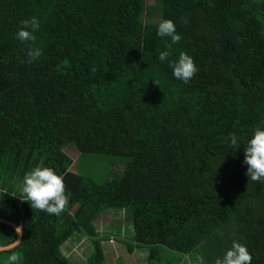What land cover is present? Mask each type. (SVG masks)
<instances>
[{
    "label": "trees",
    "instance_id": "trees-1",
    "mask_svg": "<svg viewBox=\"0 0 264 264\" xmlns=\"http://www.w3.org/2000/svg\"><path fill=\"white\" fill-rule=\"evenodd\" d=\"M152 1L0 0V264H73L75 232L103 264L108 208L148 264H264V0Z\"/></svg>",
    "mask_w": 264,
    "mask_h": 264
},
{
    "label": "rangeland",
    "instance_id": "rangeland-1",
    "mask_svg": "<svg viewBox=\"0 0 264 264\" xmlns=\"http://www.w3.org/2000/svg\"><path fill=\"white\" fill-rule=\"evenodd\" d=\"M152 3V0H148L149 5ZM65 148V152H67L73 160L69 169L72 172L87 175L96 181L102 182L106 179H110L114 175L121 173L123 169L124 158L107 154L80 155L73 146L68 145ZM94 224L99 234L104 232V234L107 235L103 234V236L112 235L115 240L114 244H110L107 238L101 241L105 256L103 264H148L147 246H135L132 252L126 247L128 244L132 243L133 235L130 214H128L127 211L108 208L98 215ZM87 239L88 238L83 233L75 232L62 244V252H65L73 264H86V259L93 248L90 240ZM78 241L79 243H77ZM66 243H71V250L66 249ZM191 256L190 254H179L166 249L162 251L160 260L156 261L154 264H189ZM4 260H6L5 256L0 255V262Z\"/></svg>",
    "mask_w": 264,
    "mask_h": 264
},
{
    "label": "water",
    "instance_id": "water-1",
    "mask_svg": "<svg viewBox=\"0 0 264 264\" xmlns=\"http://www.w3.org/2000/svg\"><path fill=\"white\" fill-rule=\"evenodd\" d=\"M0 223H4L6 225L13 227L17 233V237L13 242L6 244V245H0V252H1V251L12 249L16 245H18L19 242L21 241L22 237H23V232H22L21 223H16L14 220H10V219L5 218V217H0Z\"/></svg>",
    "mask_w": 264,
    "mask_h": 264
},
{
    "label": "crops",
    "instance_id": "crops-1",
    "mask_svg": "<svg viewBox=\"0 0 264 264\" xmlns=\"http://www.w3.org/2000/svg\"><path fill=\"white\" fill-rule=\"evenodd\" d=\"M99 222V221H98ZM104 231V230H103ZM100 233H101V229H100ZM104 234V232H102V235ZM101 235V234H100ZM104 235H107V234H104ZM16 237H17V233H16ZM104 238H107V240H108V242L110 243V244H114L115 243V240H114V238H113V236L112 235H109V236H103V239ZM16 239V238H15ZM110 239H112V241H110ZM80 240H81V237H80ZM79 240V241H80ZM88 240V239H87ZM67 241V240H66ZM65 241V242H66ZM79 241L77 242V243H79ZM103 241V240H102ZM71 244V243H70ZM70 244H67L66 243V249H70L71 250V245ZM113 248V247H112ZM75 249V248H74ZM69 250V251H70ZM61 251H62V245H61ZM64 254H65V252H63Z\"/></svg>",
    "mask_w": 264,
    "mask_h": 264
},
{
    "label": "built area",
    "instance_id": "built-area-1",
    "mask_svg": "<svg viewBox=\"0 0 264 264\" xmlns=\"http://www.w3.org/2000/svg\"><path fill=\"white\" fill-rule=\"evenodd\" d=\"M110 241H112V239H110Z\"/></svg>",
    "mask_w": 264,
    "mask_h": 264
}]
</instances>
